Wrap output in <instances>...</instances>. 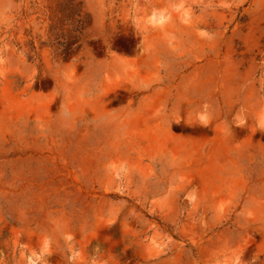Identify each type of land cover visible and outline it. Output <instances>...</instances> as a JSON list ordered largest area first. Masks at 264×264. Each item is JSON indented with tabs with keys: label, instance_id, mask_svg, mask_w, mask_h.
Masks as SVG:
<instances>
[{
	"label": "rangeland",
	"instance_id": "374dc122",
	"mask_svg": "<svg viewBox=\"0 0 264 264\" xmlns=\"http://www.w3.org/2000/svg\"><path fill=\"white\" fill-rule=\"evenodd\" d=\"M0 264H264V0H0Z\"/></svg>",
	"mask_w": 264,
	"mask_h": 264
},
{
	"label": "trees",
	"instance_id": "16d2710c",
	"mask_svg": "<svg viewBox=\"0 0 264 264\" xmlns=\"http://www.w3.org/2000/svg\"><path fill=\"white\" fill-rule=\"evenodd\" d=\"M74 15H75V14H74V12H73V11H71V13H70V16L73 18V17H74ZM77 15H80V14H77ZM80 22H82V21H81V20H79V21H78V23H80Z\"/></svg>",
	"mask_w": 264,
	"mask_h": 264
}]
</instances>
